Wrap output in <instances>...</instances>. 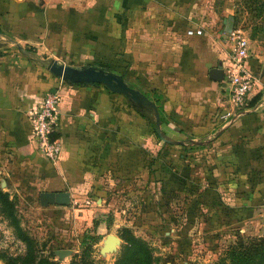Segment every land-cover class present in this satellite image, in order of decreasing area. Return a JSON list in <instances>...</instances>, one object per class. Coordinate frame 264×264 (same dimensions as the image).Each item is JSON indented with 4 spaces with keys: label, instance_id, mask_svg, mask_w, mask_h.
<instances>
[{
    "label": "crops",
    "instance_id": "obj_1",
    "mask_svg": "<svg viewBox=\"0 0 264 264\" xmlns=\"http://www.w3.org/2000/svg\"><path fill=\"white\" fill-rule=\"evenodd\" d=\"M240 4L0 0V25L13 37L0 54V143L15 177L40 193H68L70 202L97 195L101 201V187L142 186V199L156 206L162 198L147 187L169 182L187 187L188 208L210 213L203 227L218 214L262 233L264 50L249 49L246 65L255 81L242 112L233 109L225 76H209L228 65ZM51 59L122 76L154 103L158 126L151 110L124 94L54 76L47 69ZM48 92L59 99L53 136L62 149L55 164L36 150L27 116Z\"/></svg>",
    "mask_w": 264,
    "mask_h": 264
},
{
    "label": "rangeland",
    "instance_id": "obj_2",
    "mask_svg": "<svg viewBox=\"0 0 264 264\" xmlns=\"http://www.w3.org/2000/svg\"><path fill=\"white\" fill-rule=\"evenodd\" d=\"M240 3L237 26L250 51L264 50V0H240ZM7 31L10 30L1 24L0 54L13 38ZM1 146L0 143V190L11 202V215L4 212L0 202V264H8L10 257L18 259L13 264H21L19 258L27 248L17 235L19 229L32 239L43 256L56 264H70L82 254L88 264H121L126 260L124 251L131 239L146 246L150 264H218L222 260L231 264L227 254L237 241L247 242L264 235V231L254 234L252 229L235 226L218 214H212L210 225L203 227L210 213L196 214L194 220L189 214L192 207L188 208L186 201L187 187L176 189L169 182L146 189L157 199L162 198L157 206L154 203V220L150 222L146 220L150 212L138 190L142 186L101 187V201H97V195L92 202L76 199L63 205H42L38 188L15 177L11 155ZM108 235L119 240L113 249L104 250ZM60 250L69 252L61 257Z\"/></svg>",
    "mask_w": 264,
    "mask_h": 264
},
{
    "label": "built area",
    "instance_id": "obj_3",
    "mask_svg": "<svg viewBox=\"0 0 264 264\" xmlns=\"http://www.w3.org/2000/svg\"><path fill=\"white\" fill-rule=\"evenodd\" d=\"M188 34L200 35L201 30H188ZM232 41L228 65L224 68L225 83L228 85V96L234 111L242 112L255 81L254 73L247 67L249 46L240 29L230 32ZM58 96L55 93L45 94L37 104L27 112L30 122V139L35 148L51 163L58 162L61 144L54 138L58 123ZM230 113H226L229 115Z\"/></svg>",
    "mask_w": 264,
    "mask_h": 264
},
{
    "label": "trees",
    "instance_id": "obj_4",
    "mask_svg": "<svg viewBox=\"0 0 264 264\" xmlns=\"http://www.w3.org/2000/svg\"><path fill=\"white\" fill-rule=\"evenodd\" d=\"M11 19V15H9L8 22L10 23V26L12 25V29L14 30L15 26L13 25L12 21H10ZM148 198L149 197H147L145 204L147 212L150 213H148L146 220L150 222L154 220L155 208L154 203L148 201ZM0 202L3 205L4 212H6L8 215H11V202L9 201L7 195L1 190ZM197 213L198 212L195 207L190 211L189 214H191L195 220ZM17 235L22 241L26 243L27 248L24 256L19 258V262L21 264H56L55 261L50 259V257L43 256L41 251L34 247L32 239H30L28 235H26L20 229L18 230ZM128 242L129 244L126 246L124 251V255L126 254V260H122L121 264H150L151 256L148 253L146 246L136 239H131ZM82 255L76 256L70 264H88L84 257L85 254L83 256ZM227 255L231 264H264V235L249 238L247 239V242L243 240L237 241L235 245L229 249ZM17 260L18 259L16 258L10 257L8 259V264H13ZM218 264L226 263L224 260H222Z\"/></svg>",
    "mask_w": 264,
    "mask_h": 264
},
{
    "label": "water",
    "instance_id": "obj_5",
    "mask_svg": "<svg viewBox=\"0 0 264 264\" xmlns=\"http://www.w3.org/2000/svg\"><path fill=\"white\" fill-rule=\"evenodd\" d=\"M47 69L56 77L68 83H99L103 84L112 92L121 93L131 99L133 102L143 105L151 110L155 117L157 126L159 124L158 111L153 102L147 99L139 91L129 88L122 76L107 72L102 68L85 67L75 68L68 65L60 64L56 60L51 59L48 63ZM209 76L216 81H221L224 77V69L221 65L212 68ZM40 203L42 205L59 204L63 205L69 202V194L65 192H41L39 194ZM118 237L115 235H108L103 246L104 250L113 249L118 242ZM69 251H58L59 256L67 254Z\"/></svg>",
    "mask_w": 264,
    "mask_h": 264
}]
</instances>
